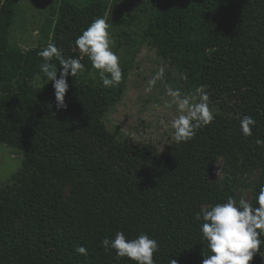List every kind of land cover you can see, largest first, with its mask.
Segmentation results:
<instances>
[{"label": "trees", "instance_id": "trees-1", "mask_svg": "<svg viewBox=\"0 0 264 264\" xmlns=\"http://www.w3.org/2000/svg\"><path fill=\"white\" fill-rule=\"evenodd\" d=\"M18 2L0 6V143L23 154L19 171L0 188V264H133L100 247L116 230L153 234L161 244L157 264L172 255L178 264H201L207 248L194 214L228 195L239 198L235 160L259 171L249 201L264 183V148L255 144L264 138V0H142L148 43L187 76L180 79L187 91L208 86L216 116L193 140L161 150L106 127L121 87L105 89L86 72L70 79L67 110L39 109L38 101L55 100L52 83L26 81L42 76L37 53L47 43L14 46ZM136 2L59 0L58 11L87 26L116 10L132 15ZM73 41L69 36L62 48L51 42L75 56ZM242 114L257 121L252 137L239 130ZM221 155L234 169L226 187L210 179ZM81 244L87 257L74 254ZM250 264L264 259L256 255Z\"/></svg>", "mask_w": 264, "mask_h": 264}, {"label": "clouds", "instance_id": "clouds-1", "mask_svg": "<svg viewBox=\"0 0 264 264\" xmlns=\"http://www.w3.org/2000/svg\"><path fill=\"white\" fill-rule=\"evenodd\" d=\"M74 46L82 55H65L55 42L42 47L37 55L42 59L35 80L37 86L41 79L52 83L57 111L67 110L65 96L69 90L68 77H76L85 71L82 62L87 57L94 74L98 75L105 89L119 87L124 80L125 70L121 66V57L114 51L116 45L111 32V25L103 16L94 18L74 39ZM59 64L57 70L56 63ZM59 71V77H58ZM166 66H160L146 81L144 93L150 94L158 84L164 85L163 107L174 109L175 114L168 118H159L158 124L165 130H171V139L177 144L193 140L201 128L213 123L216 116L210 107L208 86L200 84L191 91L173 88L165 79ZM181 80L187 76L178 73ZM161 104L153 105L159 110ZM257 121L252 115L242 114L239 118V130L244 137H252ZM259 148H264V138L255 139ZM201 241L207 248L201 264H250L254 256L264 259V183L253 192L252 201L246 193L237 198L228 195L223 201L208 207H200L195 212ZM100 247L106 254L114 253V259H127L133 264H157L154 258L160 253V241L147 231H140L129 236L124 230H116L111 236L100 240ZM74 254L87 257L88 249L84 245L74 248ZM172 255L167 264H178Z\"/></svg>", "mask_w": 264, "mask_h": 264}, {"label": "rangeland", "instance_id": "rangeland-1", "mask_svg": "<svg viewBox=\"0 0 264 264\" xmlns=\"http://www.w3.org/2000/svg\"><path fill=\"white\" fill-rule=\"evenodd\" d=\"M128 3L135 0H125ZM59 0H19L17 8V19L12 31L14 46L29 49L38 45L48 44L53 39L59 42L60 47L65 46L64 40L69 36L75 37L86 27L73 15L67 13L62 16L58 11ZM2 0H0L1 6ZM118 5L124 4L116 1ZM140 10H139V8ZM132 15L116 10L107 18L111 25V32L115 40V49L121 57V66L125 70V77L121 83V93L114 105L110 106L104 122L106 127L116 135L134 144H151L161 150L164 146L172 143L171 130H165L158 124V119L168 118L175 114L174 109L164 108L165 96L164 85L158 84L150 94L144 93L146 81L158 67L166 66L165 79L167 84L173 88L179 87L187 91L185 84L180 80L176 71L167 62L163 61L156 53V49L148 43L144 29L146 27L147 15L144 12L142 0L137 1L129 7ZM143 10V11H142ZM70 50L75 56L82 55L79 49L70 44ZM264 56V47L262 48ZM86 65L87 77L100 80L94 74L87 57L82 61ZM36 77V76H35ZM35 77L26 83L37 85ZM72 78L68 77V83ZM42 79L39 81V86ZM161 104L159 110H154V104ZM232 105V104H230ZM37 106L43 112H55V100L38 101ZM23 154L7 144L0 143V188L9 182L10 178L22 166ZM238 167L236 180L239 183L238 197L246 193L247 199H251L252 186L257 180L259 171L248 169L243 165V158L235 160ZM234 172L233 167L226 158L221 155L217 158L214 168L210 172V179L218 182L222 187L227 186L228 177ZM70 187L65 189V195L69 193Z\"/></svg>", "mask_w": 264, "mask_h": 264}]
</instances>
